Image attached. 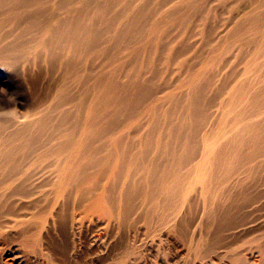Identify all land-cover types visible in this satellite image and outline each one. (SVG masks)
Here are the masks:
<instances>
[{
    "label": "bare ground",
    "instance_id": "bare-ground-1",
    "mask_svg": "<svg viewBox=\"0 0 264 264\" xmlns=\"http://www.w3.org/2000/svg\"><path fill=\"white\" fill-rule=\"evenodd\" d=\"M207 1L0 0V74L29 93L0 106V216L42 197L121 223L235 219L264 166V0Z\"/></svg>",
    "mask_w": 264,
    "mask_h": 264
},
{
    "label": "rangeland",
    "instance_id": "rangeland-1",
    "mask_svg": "<svg viewBox=\"0 0 264 264\" xmlns=\"http://www.w3.org/2000/svg\"><path fill=\"white\" fill-rule=\"evenodd\" d=\"M207 2L208 9L222 13L236 2L246 3L245 0H226L222 4L219 0ZM183 37L179 36L174 43L177 45ZM189 42L191 51L186 54L187 58L204 48L199 36ZM102 47L111 46L106 43ZM201 56L206 57L207 53ZM109 68L104 70L106 76L113 71ZM176 69V65L171 67L172 71ZM55 73L43 78L41 94L46 93L47 81L60 82L61 72ZM173 73L175 75L167 76L170 81L179 75V72ZM17 85L8 74H0V106L6 100V105L7 101L11 103L8 109H18L17 101L29 100L26 88ZM92 85L93 80L88 88ZM3 110L0 108V112ZM260 159L264 162V153ZM256 176L247 182V195L251 194V198L241 199L235 219L225 223L201 218L197 206L191 211L182 210L183 222L180 217L165 223L145 221L137 210L130 214L127 222L121 223L102 216L99 207L74 206L63 213L49 207V200L42 197L40 200L44 202L35 200L37 205L28 199L11 200L7 204L16 216L14 213L0 216V264H264V166ZM197 204L199 206L200 202ZM191 212L193 216L189 215Z\"/></svg>",
    "mask_w": 264,
    "mask_h": 264
}]
</instances>
